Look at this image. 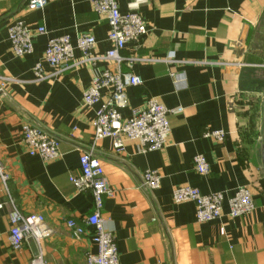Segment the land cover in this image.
Here are the masks:
<instances>
[{"label": "crops", "instance_id": "crops-1", "mask_svg": "<svg viewBox=\"0 0 264 264\" xmlns=\"http://www.w3.org/2000/svg\"><path fill=\"white\" fill-rule=\"evenodd\" d=\"M27 1L0 0V76L12 79L0 93V164L9 176L6 184L0 178V264H87L97 253L92 227L77 239L67 226L95 212L91 193H79L70 181L81 174L80 157L91 147L113 191L101 215L115 235L120 264H264V0H150L140 6L147 33L121 56L145 59L132 69L143 84L127 89L123 117L153 99L170 111L182 109L168 117L166 148L153 152L141 151L136 141H125L119 152L110 139L94 140L98 107H85L84 93L97 71H116L117 64L106 58L109 26L91 0H51L38 11H29ZM117 1L122 13L131 10L130 0ZM15 20L35 35L33 53L23 58L9 41ZM64 35L74 60L57 72L43 58L49 39ZM81 35L96 40V69L77 47ZM38 63L47 75L41 81L34 74ZM118 70L131 71L125 63ZM102 93L105 100L108 91ZM24 124L57 137L60 157L45 162L29 155ZM214 131L225 133L222 143L206 137ZM199 155L210 166L207 175L195 170ZM148 170L162 177L152 193L141 186ZM185 186L203 195L222 193L223 216L198 223L194 203L173 201L174 190ZM242 187L250 189L255 210L231 218L227 201ZM13 209L42 215L51 235L14 250Z\"/></svg>", "mask_w": 264, "mask_h": 264}, {"label": "built area", "instance_id": "built-area-1", "mask_svg": "<svg viewBox=\"0 0 264 264\" xmlns=\"http://www.w3.org/2000/svg\"><path fill=\"white\" fill-rule=\"evenodd\" d=\"M51 0H29V11L43 10ZM131 10L122 13L117 0H91L94 12L102 17L109 26L108 42L111 49L106 54L108 60L117 64L116 71L105 70L96 72L92 78V86L84 93L83 105L88 108L98 107L92 121L95 142L104 139L113 141L116 151H123L125 141H136L141 151L153 152L166 148L172 133L169 115L179 114L182 109L170 111L158 100L148 102L145 108L131 110L130 117L124 118L123 111L129 108L126 91L143 84L142 79L132 73L137 62L145 59L124 58L121 56L127 44L139 42L147 33V26L140 14V6L148 5L150 0H130ZM39 30L38 34H44ZM11 46L16 57L22 58L33 53L35 35L27 24L17 20L9 29ZM96 40L92 36L81 35L77 40V47L83 58L91 63L93 69L98 66V58L93 55ZM172 60V57L169 58ZM74 60V46L69 36H59L48 41L43 61L57 72H63L71 67ZM123 63L131 70L122 73L118 67ZM37 80L47 78L43 63L34 68ZM0 82V93H5V83ZM103 91H108L104 100ZM23 142L28 148L29 155L36 156L45 162L60 157V141L44 128L24 124L22 126ZM207 138L222 143L225 140L223 131L206 134ZM81 174L72 176L71 183L79 193H91L94 199L95 212L83 219L81 224L74 220L67 222L68 228L77 239L86 234L87 227L94 229V242L98 248L96 254L90 253L87 264H120L117 242L112 230L107 226L101 212L104 200L111 197L113 191L105 177L104 170L96 158L94 147L86 150L80 157ZM195 170L201 175H207L210 166L205 157L199 155L194 158ZM0 178L4 184L9 180L5 169L0 164ZM161 175L157 170H148L142 175L141 186L152 193L161 185ZM176 204L194 203L196 206V220L198 223L212 222L220 219L224 213L225 198L222 193L203 195L199 190L189 186L180 187L173 192ZM231 218L251 215L255 210V203L248 187L238 189L235 195L227 201ZM9 242L14 250H20L27 241L39 243L47 239L52 231L46 224L45 218L39 214L24 215L17 209L10 213ZM33 264H44L42 259H36Z\"/></svg>", "mask_w": 264, "mask_h": 264}, {"label": "rangeland", "instance_id": "rangeland-1", "mask_svg": "<svg viewBox=\"0 0 264 264\" xmlns=\"http://www.w3.org/2000/svg\"><path fill=\"white\" fill-rule=\"evenodd\" d=\"M28 2H29V0L27 1V5L26 6H28ZM17 20H15L13 23H12V25L16 22ZM11 25V26H12ZM10 29V28H9ZM9 41H10V37H9ZM11 43V42H10ZM47 48V47H46ZM11 49H12V51H13V47L11 46ZM46 51V50H45ZM13 53H14V51H13ZM32 54V53H31ZM45 54V53H44ZM14 55H15V53H14ZM23 58V57H22ZM43 63H44V61H43ZM45 64V63H44ZM1 78L2 79H9L8 81H6V83H5V87H7V85H8V83H10L11 82V80L12 79H10V78H8V77H6V76H0V82H1ZM263 126V125H262ZM262 131H263V129H262ZM258 136H260V135H258ZM260 137H262V136H260ZM264 137V136H263Z\"/></svg>", "mask_w": 264, "mask_h": 264}, {"label": "water", "instance_id": "water-1", "mask_svg": "<svg viewBox=\"0 0 264 264\" xmlns=\"http://www.w3.org/2000/svg\"><path fill=\"white\" fill-rule=\"evenodd\" d=\"M31 247H32V250H33V252L37 255V253H36V249H35V245L32 243V245H31Z\"/></svg>", "mask_w": 264, "mask_h": 264}]
</instances>
